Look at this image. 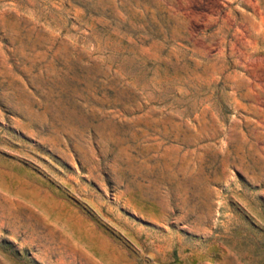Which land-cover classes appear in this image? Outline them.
Returning <instances> with one entry per match:
<instances>
[{
  "label": "rangeland",
  "instance_id": "rangeland-1",
  "mask_svg": "<svg viewBox=\"0 0 264 264\" xmlns=\"http://www.w3.org/2000/svg\"><path fill=\"white\" fill-rule=\"evenodd\" d=\"M0 264H264V0H0Z\"/></svg>",
  "mask_w": 264,
  "mask_h": 264
}]
</instances>
